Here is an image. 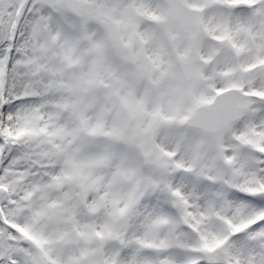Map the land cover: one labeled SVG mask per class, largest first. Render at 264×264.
Returning <instances> with one entry per match:
<instances>
[{"label":"snow or ice","instance_id":"1","mask_svg":"<svg viewBox=\"0 0 264 264\" xmlns=\"http://www.w3.org/2000/svg\"><path fill=\"white\" fill-rule=\"evenodd\" d=\"M0 264H264V0H0Z\"/></svg>","mask_w":264,"mask_h":264}]
</instances>
